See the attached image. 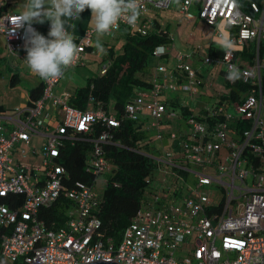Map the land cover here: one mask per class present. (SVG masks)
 Here are the masks:
<instances>
[{
    "label": "built area",
    "instance_id": "built-area-1",
    "mask_svg": "<svg viewBox=\"0 0 264 264\" xmlns=\"http://www.w3.org/2000/svg\"><path fill=\"white\" fill-rule=\"evenodd\" d=\"M138 3L140 18L149 7L169 9L174 0H138ZM194 3L200 4L198 17L214 29L216 38L223 37L216 26L219 20L236 30L230 38L231 46L241 47L247 42L258 43L264 39V10L257 5L252 4L251 9L254 14H260L258 17L241 13L234 0H183L180 12L190 16L189 9ZM17 15L0 16V37L7 56H15L24 64L25 32L23 29L12 31L13 18ZM121 26L141 32L149 27L147 23L140 24L139 19L135 25H129L122 18L118 29L106 35H113ZM94 32V29L87 30L81 37L79 55L70 67L80 64ZM166 51V48L158 47L153 55L163 56ZM235 54L234 49L226 48L219 60L229 81L240 78L243 83L256 87H252L241 104L233 105V115L226 114L227 121L218 124L212 136L201 124L188 119L190 133L187 139L180 140V147L192 166L190 169L181 166L182 162L172 164L169 154L157 159L153 157L163 165L172 164L189 176L165 172L164 179L177 177V180L173 186L161 188L165 193L155 192L148 197L117 245L100 235V222L94 214L98 208L95 185L74 182L65 186V170L54 162L58 156V137L66 129L86 134L95 120L116 127L115 119L101 111L73 110L67 104V92L53 97L57 115L45 113V101L51 97V90L60 79L42 80L44 97L34 106L1 113L0 228L5 231L0 234V264H264V98L260 90L264 58L257 56L252 65L241 68ZM186 58L179 55L175 67L187 72L188 83L176 85L171 75H167L166 67L158 66L152 74L151 89L126 106V115L130 119L147 112L152 119V128L158 131L166 113L160 101L162 93H196L195 88L202 79H197L194 70L185 63ZM104 70L102 67L101 73ZM233 70H236L234 79L229 78ZM158 74L167 75L173 83L169 84L165 79L160 83ZM217 112L224 113L223 106ZM241 119L250 121L251 129L236 139L237 132L232 125L236 127L237 120ZM33 136L43 138L39 165L13 164L10 154ZM107 137H100L86 162L87 170L93 176L108 171L100 147ZM157 138L161 139L159 133ZM172 192L176 195L172 196ZM9 196H22V204L9 207L2 202ZM60 198L69 200L74 211L69 214L64 227L49 230L38 219V211ZM161 198L163 202H159Z\"/></svg>",
    "mask_w": 264,
    "mask_h": 264
},
{
    "label": "trees",
    "instance_id": "trees-1",
    "mask_svg": "<svg viewBox=\"0 0 264 264\" xmlns=\"http://www.w3.org/2000/svg\"><path fill=\"white\" fill-rule=\"evenodd\" d=\"M234 1L241 13L256 17L258 14L253 13L251 5L255 4L261 8L263 0ZM182 2L183 0H181V4ZM7 6L4 0H0V16L7 14L5 13ZM197 6L200 9L199 3ZM150 9L156 12L169 10L149 7L147 12ZM143 23L149 25L143 32L130 26H121L118 32L113 35H106L117 38L115 43H118L119 36H122L119 50L115 49L114 45L104 47L106 54L101 55V61L98 62V72L85 79L82 86L67 91L69 96L67 104L70 108L78 112L101 111L105 116L113 117L117 126L109 127L106 123L95 120L90 125V131L86 134L76 132L73 129H66L65 133L58 137V156L54 158V162L61 165L65 170L64 184L67 187L74 182L96 186L98 179H103V191L97 192L98 208L94 214L100 222L101 237L111 239L116 245L120 242L123 231L130 224L135 213L145 205L148 197L155 195L151 184L153 173L155 170L163 169L165 165L153 157L157 159L169 154L172 158V164L182 162L183 165L181 166L190 169L192 166L180 147V140L187 139L190 133L188 119H193L201 124L205 131L212 136L215 127L227 121L226 114L233 115V105L241 104L250 94L252 87H256L251 83H243L240 78L232 82L229 81L225 69L219 63V60H222L224 50L221 49L216 52L210 48L206 55L197 53L200 64L195 63L199 67L192 63L189 66L196 75H202L201 77L204 76L198 68H206L204 74L208 70L217 69L223 87L226 89L225 92H210L209 97L212 99L205 93L197 92L192 94L181 91H176L173 94L162 93L160 101L165 106L166 113L160 121L158 131L152 128V119L147 112L139 113L136 119H130L126 115V106L134 103L136 98L147 93L152 87L153 73L149 71L151 69L150 57H154L153 53L158 47H164L168 51L167 47L171 45L173 40L168 29L162 28L157 20L152 22L144 18L140 24ZM119 33L120 35H118ZM248 43L250 42L245 44L247 47L244 45V49L235 51V55L243 57L249 65H252L257 56L260 59L264 58V39H260L258 44L255 41L253 44ZM167 51L166 54L158 57L164 60L163 58L168 55ZM82 56L80 64L76 67L84 64ZM11 57H14L17 65L22 63L19 58ZM206 58L209 59L208 63L205 62ZM7 63L9 62L7 61ZM76 67H69L67 71ZM102 67L105 68L103 73H101ZM164 67L167 69V75H171L176 85L188 83L189 76L184 69L178 70L175 65ZM240 67L242 68V66ZM169 70L171 74L168 73ZM9 72H12L9 86L14 87L20 82V74L17 69ZM167 75L158 74V81L163 82ZM198 76H196L197 79ZM171 83L173 82L171 81ZM204 85L201 82L197 86L204 87ZM260 90L264 98V74L261 76ZM44 91L45 84L41 79L35 87L27 91L26 99L30 102L31 107L43 99ZM205 97H208L212 102L206 101ZM221 106H223L224 113L217 112ZM171 114L174 116L172 117ZM237 123L236 127L232 125L235 128L234 131L237 132L236 139L251 129V122L248 120H237ZM158 133L161 135V139L157 138ZM103 135L108 136L107 140L100 144L102 156L108 164V171L100 176H93L87 170L86 162L97 141ZM172 164H170L168 173L185 178L189 176L188 173L175 168ZM163 180H170L171 185L169 186H173V179L163 178ZM171 195L175 196L176 192H172ZM163 201V198L159 200V202ZM2 202L12 208L21 205L23 197L9 196ZM73 211V204L67 199L60 198L50 206L41 208L38 211V219L43 222L47 229L58 230L65 226L69 214ZM4 231L0 228V234ZM1 260L0 255V263ZM14 264L22 263L16 262Z\"/></svg>",
    "mask_w": 264,
    "mask_h": 264
},
{
    "label": "crops",
    "instance_id": "crops-1",
    "mask_svg": "<svg viewBox=\"0 0 264 264\" xmlns=\"http://www.w3.org/2000/svg\"><path fill=\"white\" fill-rule=\"evenodd\" d=\"M4 1L5 4L8 5L5 13L19 14L22 11L24 0H4ZM180 5H181V0H175L172 8L169 10L163 12H156L153 9H150L142 18L141 17L139 18V23H141L144 20V18L152 22L154 20H157L158 23L162 26V28H167L170 33V36L173 37L171 45L167 47L168 55H166L163 58L164 60L156 56L152 57V60L151 59L149 60V65L151 67L149 71L151 73H153V71L157 68V66L175 65L177 63V57L179 55H183L187 57L185 61L186 64L189 65L192 63L193 65L199 67L198 65L200 63H198L199 61L197 54L198 52H200L201 55H206L210 48L214 49L216 52L221 49L225 50L226 48L222 45L220 39L214 36V29L207 26L201 19H199L198 17L199 9L197 3H194L189 9L190 16L183 15L180 12ZM260 9L264 10V0L262 1V6ZM258 16H260V14H258L256 17ZM68 24L71 25L68 27V31L74 35L75 43L77 45H79L81 37L84 35V33L87 30L94 29V24L91 18V12L90 10L87 9L80 14V19L69 21ZM48 25L49 23L46 21L44 24L34 23L32 27H35V30L41 35L47 37ZM216 26L217 29L223 33V39L227 41L233 36L232 33L236 32L235 29L228 27L227 23L224 22L223 20H219ZM118 35H120V33ZM116 39L117 38H115L114 36L109 37L104 35L101 38V42L104 47L114 45L116 49V47L119 46V43L122 41V36L121 37L119 36L118 43H115ZM96 40H97V35L94 32L91 44L90 46L85 48V52L83 53L82 56V62L84 64L78 66L81 68L69 72L73 74L72 77L70 75H67L69 73L66 72L64 77L61 78L59 82L52 88L51 97L45 101V113L49 115H56L55 114L56 109L53 107L52 104L53 97L61 96L63 93L69 91V89H74L82 86L80 82L83 83V79H87L89 76H94L97 73V71L99 70V63H100L99 61H101V54L94 47ZM248 44H253V42H250ZM245 47H247V45H245ZM245 47L241 46V47H233V48L235 51H239L241 49H244ZM230 48H232V46ZM238 58L240 60V64L242 67L249 66L248 61L245 60L243 57L239 56ZM195 62H197L198 65ZM82 66L83 67L86 66L85 69H83ZM6 67L8 71H12V70L14 71L15 69H17L18 72L19 69L21 68L19 65L15 63L14 57L9 61ZM93 67H96V73L93 72L92 69ZM198 69L199 72L202 73L204 77H201L202 75L200 76L197 75V76L199 77L200 80L202 79L203 84L206 85V86L204 85L206 89L211 90L210 92H217V93L225 92L226 89L223 87L221 76L217 72V69H211L210 71L208 70L206 74H204L205 73L204 70L206 68L203 69L198 68ZM166 80L168 82V77H166ZM171 81L173 82V80L170 79L169 83H171ZM39 82L40 79H38V81L34 83V86H32V88L35 87ZM26 94L27 92L25 93V97Z\"/></svg>",
    "mask_w": 264,
    "mask_h": 264
},
{
    "label": "clouds",
    "instance_id": "clouds-1",
    "mask_svg": "<svg viewBox=\"0 0 264 264\" xmlns=\"http://www.w3.org/2000/svg\"><path fill=\"white\" fill-rule=\"evenodd\" d=\"M90 10L97 40L94 47L106 54L101 38L118 29L123 18L135 25L141 10L138 0H24L22 11L13 18L12 31L23 29L24 64L41 80H59L77 59L80 49L74 35L68 31L69 21L80 19V14ZM49 23L47 37L38 33L34 23ZM222 45L231 47V42L220 37ZM258 44V43H257ZM236 70L230 73L234 79Z\"/></svg>",
    "mask_w": 264,
    "mask_h": 264
},
{
    "label": "rangeland",
    "instance_id": "rangeland-1",
    "mask_svg": "<svg viewBox=\"0 0 264 264\" xmlns=\"http://www.w3.org/2000/svg\"><path fill=\"white\" fill-rule=\"evenodd\" d=\"M119 47L120 46H117L116 49L119 50ZM233 47H237V46H232V49H234ZM7 57L8 56H6V51L3 46V39L2 37H0V59H2L0 60V75L2 77L0 78V114L5 113V112L11 113L16 108L24 107L27 105L30 107V104L25 97V93L28 91V89H31L32 86H34V83H36L39 79L37 76H33V74L29 71V69L23 63H20L19 64V66L21 67L19 69L20 82H18L14 87H10L9 79H10L12 72H9L7 70V67H6V65H8ZM8 58H10L9 61L13 59L12 57H8ZM150 58L152 60V57ZM85 67L82 66L83 69H85ZM80 68L81 67H76L67 72L69 73V72L75 71L76 69H80ZM92 69H93V72L96 73V67H93ZM168 73L171 74V71L169 70ZM67 75H70L72 77L73 74L69 73ZM84 80L85 79H83V83L80 82L81 85L84 84ZM195 89L197 93H205L208 97L210 96L209 92L211 90L206 89L205 87L197 86V88ZM208 97H205L206 101L212 102L209 99L211 97L209 98ZM55 114L57 115L56 110H55ZM42 144H43L42 137L33 136L27 144H23L22 147L17 148L13 153L10 154V157L13 160V164L36 163L37 165H39L41 161ZM169 169H170V166L165 165L163 169H158L154 171L153 179L151 183L153 191L160 193L162 187H168L169 185H171L170 180H167V181L163 180L165 176V172L169 171ZM172 179L176 181L177 177H172ZM103 182L104 181L102 178L98 179L96 186H95L96 192L101 193L103 191ZM3 264H6V263H3Z\"/></svg>",
    "mask_w": 264,
    "mask_h": 264
},
{
    "label": "water",
    "instance_id": "water-1",
    "mask_svg": "<svg viewBox=\"0 0 264 264\" xmlns=\"http://www.w3.org/2000/svg\"><path fill=\"white\" fill-rule=\"evenodd\" d=\"M94 264H116V263H113V262H109V263H105V262H98V263H94Z\"/></svg>",
    "mask_w": 264,
    "mask_h": 264
}]
</instances>
